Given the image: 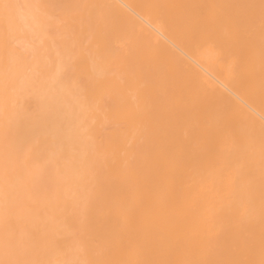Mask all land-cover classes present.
<instances>
[{
    "label": "bare ground",
    "instance_id": "obj_1",
    "mask_svg": "<svg viewBox=\"0 0 264 264\" xmlns=\"http://www.w3.org/2000/svg\"><path fill=\"white\" fill-rule=\"evenodd\" d=\"M2 2L0 260L259 264L261 0Z\"/></svg>",
    "mask_w": 264,
    "mask_h": 264
},
{
    "label": "snow or ice",
    "instance_id": "obj_2",
    "mask_svg": "<svg viewBox=\"0 0 264 264\" xmlns=\"http://www.w3.org/2000/svg\"><path fill=\"white\" fill-rule=\"evenodd\" d=\"M13 7H14L13 5L8 4V3H4V2H2V0H0V9L3 10L5 15H7L9 10L12 9ZM50 7L55 9L58 6L57 5H51ZM261 10H262V15H264V0H261ZM32 119L37 124H39V122L42 120V114L39 112L34 113L32 115ZM36 143H39V135L37 133L29 132V133L24 134L23 140H22L23 145H27V146L31 147L32 144H36ZM14 249H15V246H14L12 240L8 236H6L4 239L5 255L8 256L9 253L14 251ZM248 250H249V252L252 251L251 245H249ZM0 264H32V262L25 261L22 259L8 258V259L0 260ZM228 264H256V261L251 260V259L234 260V261L228 262ZM259 264H264V239H262V241H261V259L259 261Z\"/></svg>",
    "mask_w": 264,
    "mask_h": 264
},
{
    "label": "rangeland",
    "instance_id": "obj_3",
    "mask_svg": "<svg viewBox=\"0 0 264 264\" xmlns=\"http://www.w3.org/2000/svg\"><path fill=\"white\" fill-rule=\"evenodd\" d=\"M231 57H233V58H235L236 59V61H239L240 60V58L242 59V60H244V59H246L245 57H240V56H238V55H225V56H221V58H220V60L222 61L223 59H229V58H231ZM264 57V54H260L259 56H257V58L256 59H262ZM239 63H236V65H238ZM219 90L222 92V91H224V88L221 86V85H219ZM221 94V93H220ZM220 133H221V127H220ZM221 151V150H220ZM219 151V153H222V151L220 152ZM221 155V154H220ZM221 158V157H220ZM220 161H221V163H222V159H220L219 160V163H220ZM221 163H220V165H221ZM219 167H221V166H219ZM220 220H221V216H220ZM234 225H237V224H234Z\"/></svg>",
    "mask_w": 264,
    "mask_h": 264
}]
</instances>
